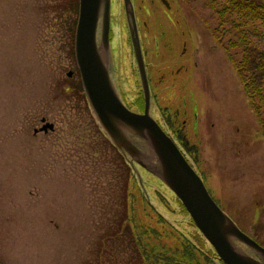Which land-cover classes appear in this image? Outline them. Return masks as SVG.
Instances as JSON below:
<instances>
[{"label":"rangeland","instance_id":"rangeland-1","mask_svg":"<svg viewBox=\"0 0 264 264\" xmlns=\"http://www.w3.org/2000/svg\"><path fill=\"white\" fill-rule=\"evenodd\" d=\"M75 1L0 0V264H144L136 241L170 255L193 233L163 184L143 171L139 184L131 169L127 180V162L81 99ZM166 2L132 0L153 118L194 148L187 160L214 202L264 248V138L213 38L217 16L203 0ZM252 41L264 47L261 36ZM110 44L115 86L136 111L141 84L123 0H111ZM176 108L180 116H165ZM43 118L53 132L34 134ZM142 193L169 223H157ZM152 230L160 236L141 234Z\"/></svg>","mask_w":264,"mask_h":264},{"label":"water","instance_id":"water-1","mask_svg":"<svg viewBox=\"0 0 264 264\" xmlns=\"http://www.w3.org/2000/svg\"><path fill=\"white\" fill-rule=\"evenodd\" d=\"M161 2L168 7L165 0ZM123 6L144 96L143 114L124 105L110 76L111 0H78L73 52L83 95L96 124L140 184L139 168L175 196L223 264H264V248L218 207L178 147L150 116V90L131 0H123ZM72 75L73 71L67 73L68 78ZM41 123L40 132L54 130L44 118Z\"/></svg>","mask_w":264,"mask_h":264},{"label":"trees","instance_id":"trees-1","mask_svg":"<svg viewBox=\"0 0 264 264\" xmlns=\"http://www.w3.org/2000/svg\"><path fill=\"white\" fill-rule=\"evenodd\" d=\"M203 1L212 11H214L217 16L218 26L217 30L213 32V38L218 42V44L221 45L227 61L233 68V72L242 88L248 107L253 112L258 126L260 127L261 136L264 138V47H259L252 41V35L256 34L264 38V0ZM72 11L73 14L78 13L77 0L72 7ZM75 25L76 20H73L72 26L70 27V31L73 36V28L75 30ZM76 75L79 77L78 73H76ZM77 85V90L82 95L81 99L86 101L81 88V83L78 82ZM86 107L88 108L87 103ZM167 123L169 124V122ZM178 139H181V146L185 149L186 153L190 154L195 152L194 148H190L188 146L187 141H184L181 137H178ZM128 169L131 172L129 167H125L124 171L127 180ZM200 177L202 178L201 175ZM127 198L128 197L126 195L125 199L127 200ZM144 198L148 206L157 215V223H169L160 213H158L156 208L149 203L145 196ZM161 199L163 200V198ZM162 200L160 202L163 204L164 202ZM174 200L179 206L180 212L187 217L188 224L193 233L191 236L182 234L181 236H184L182 237L184 244L181 245V250L174 253L171 252L170 255L163 254L156 256L154 251H146L145 249L141 248V246H139L141 244L137 243L136 241L137 249H139L140 252L139 258L141 259L142 263L223 264L218 259L213 248L206 242V240L195 228L193 222L189 218L181 203L176 198ZM123 218L121 219L122 221ZM125 227L127 228L125 231H129L127 223L125 224ZM141 234L147 236L148 234H151L155 237L160 236V234L158 235V232L155 230L150 232L143 231Z\"/></svg>","mask_w":264,"mask_h":264},{"label":"flooded vegetation","instance_id":"flooded-vegetation-1","mask_svg":"<svg viewBox=\"0 0 264 264\" xmlns=\"http://www.w3.org/2000/svg\"><path fill=\"white\" fill-rule=\"evenodd\" d=\"M168 4V3H167ZM164 6H165V4H164ZM167 9H169L170 8V6H169V4H168V7L167 6H165ZM133 9H134V7H133ZM134 14H135V10H134ZM135 19H136V15H135ZM110 21H111V18H110ZM136 25H137V31H138V35H139V40H140V46H141V52H142V57H143V61H144V64H145V71H146V76H147V80H148V86H149V90H150V116H155V115H153V110H152V102H153V92H152V87H151V83H150V77H149V71H148V67H147V64H146V62H145V51H144V47L142 46V41H141V36H140V32H139V29H138V23H137V20H136ZM109 43H110V31H109ZM184 44V43H183ZM185 45V44H184ZM110 52H111V58H112V63H113V56H112V48H111V44H110ZM137 66V65H136ZM182 67L183 66H180L177 70H176V72H175V76H178V75H180V73L183 71V69H182ZM137 72H138V69H137ZM114 64H113V69L112 70H110V76H111V78H112V80H113V82H114ZM138 77H139V74H138ZM139 81H140V79H139ZM141 84V83H140ZM114 85H115V83H114ZM141 86V85H140ZM115 88H116V86H115ZM117 89V88H116ZM117 91H118V89H117ZM120 95V97H121V99H122V101L126 104V102H125V100H124V98H123V96L121 95V93L119 94ZM137 100H138V102H136V106H138V108L136 107V106H134V108H135V110L136 111H132L130 108V110L132 111V112H134V113H138V114H143V112H144V96H143V92H142V88H141V91H140V93H139V95L137 96ZM140 101V102H139ZM127 105V104H126ZM184 105V102L182 103V106ZM184 107V106H183ZM180 110L178 109V108H176L175 110H174V113L172 114V115H165V116H180ZM160 116H164V114L162 113V114H160ZM182 116H188V114L185 112V110H183L182 111ZM163 118H165V117H163ZM156 120V119H155ZM47 122V121H46ZM157 122H158V124L161 126V128L164 130V132L173 140V142L177 145V147L179 148V150L181 151V153L183 154V156L187 159V156H188V154L185 152V149L181 146V143H182V141H180L179 139H178V137L177 136H179V133H175L174 132V130H172L171 129V127L169 126V124L168 123H166L165 124V122L164 123H162V121H160V120H157ZM43 126V123H41V125H40V128ZM183 127H184V123H183ZM39 128V129H40ZM38 129V130H39ZM36 131V133L35 134H37L39 131ZM49 132V131H48ZM47 132V133H48ZM53 132V131H52ZM196 171V170H195ZM196 173L200 176V174L196 171Z\"/></svg>","mask_w":264,"mask_h":264},{"label":"bare ground","instance_id":"bare-ground-1","mask_svg":"<svg viewBox=\"0 0 264 264\" xmlns=\"http://www.w3.org/2000/svg\"><path fill=\"white\" fill-rule=\"evenodd\" d=\"M115 6L117 7V4L115 3Z\"/></svg>","mask_w":264,"mask_h":264}]
</instances>
